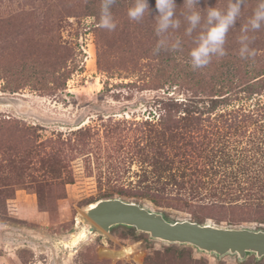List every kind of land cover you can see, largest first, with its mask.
I'll return each mask as SVG.
<instances>
[{"label":"rangeland","instance_id":"obj_1","mask_svg":"<svg viewBox=\"0 0 264 264\" xmlns=\"http://www.w3.org/2000/svg\"><path fill=\"white\" fill-rule=\"evenodd\" d=\"M256 3L246 0L227 35L235 58ZM94 6L0 0V264H264L217 260L126 226L106 232L87 216L118 198L171 222L264 229L251 215L264 207V91L237 87L208 113L192 91L163 83L155 3L139 23L123 6L111 32L97 27ZM249 35L264 57V27Z\"/></svg>","mask_w":264,"mask_h":264},{"label":"clouds","instance_id":"obj_2","mask_svg":"<svg viewBox=\"0 0 264 264\" xmlns=\"http://www.w3.org/2000/svg\"><path fill=\"white\" fill-rule=\"evenodd\" d=\"M117 0H100L97 27L114 31L117 27L112 8ZM246 0H227L226 7L201 8L200 0H183L181 11L177 15L176 0H155L154 34L156 42L152 55L161 52L182 53L187 37L190 47L187 51V63L193 71L206 68L213 60L219 61L228 55L225 48L226 38L230 29L234 28L240 18ZM146 14H152L149 0H133L127 9L130 21L139 23ZM183 27V37L177 35ZM264 27V0H257L256 7L246 24L241 28L238 37L240 45L238 56L242 60L253 59L255 49L250 47L254 37L250 32H257Z\"/></svg>","mask_w":264,"mask_h":264},{"label":"water","instance_id":"obj_3","mask_svg":"<svg viewBox=\"0 0 264 264\" xmlns=\"http://www.w3.org/2000/svg\"><path fill=\"white\" fill-rule=\"evenodd\" d=\"M86 214L106 232L126 226L152 241L190 246L217 260L236 256L243 263L251 255L256 261L264 259V230L220 228L188 220L171 222L161 212L118 198L98 201Z\"/></svg>","mask_w":264,"mask_h":264},{"label":"trees","instance_id":"obj_4","mask_svg":"<svg viewBox=\"0 0 264 264\" xmlns=\"http://www.w3.org/2000/svg\"><path fill=\"white\" fill-rule=\"evenodd\" d=\"M132 3L133 0H117L116 5L112 8L113 16L116 17L115 12L121 10L123 6L130 7ZM154 3L155 0H149V6ZM214 3L217 4L219 2L217 0H200L199 6L203 9L212 7ZM176 4L179 8L182 6L183 0H176ZM226 4L227 1L223 2V4H218L217 7H226ZM99 7L94 6L90 9V13L98 17ZM188 48L189 46L184 45L182 53L161 52L157 56L158 60L156 59L159 62L157 66L161 67V72L166 77L163 83L167 82L170 85H176L180 90L192 91L193 99L196 100L195 103L198 102L197 104L208 113L212 114L219 104L226 105L230 103L232 98H227L230 97L227 95L234 92L237 87H241L242 92L248 94L249 97L264 91V57L256 54L253 59L242 60L239 57L235 58V56L230 55L228 50L232 49L226 48L227 56L219 61L213 60L206 68L193 71L187 63ZM35 74H38L37 70ZM257 106V110L264 112V103H258ZM163 156L165 161L169 160L167 154L163 153ZM197 188L201 189L202 187ZM121 195L122 197L124 196L123 192ZM195 195H199V193H195ZM142 197L147 198L145 195ZM130 198L132 197L130 196ZM150 201L156 207H160L157 200L152 199ZM137 204L140 203L137 202ZM254 211L255 213L251 214L252 217L264 224V207L255 206ZM166 218L168 219V217ZM193 221L203 224L200 218H195Z\"/></svg>","mask_w":264,"mask_h":264},{"label":"bare ground","instance_id":"obj_5","mask_svg":"<svg viewBox=\"0 0 264 264\" xmlns=\"http://www.w3.org/2000/svg\"><path fill=\"white\" fill-rule=\"evenodd\" d=\"M92 206H95V204H92L91 207H92Z\"/></svg>","mask_w":264,"mask_h":264}]
</instances>
